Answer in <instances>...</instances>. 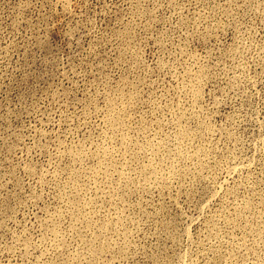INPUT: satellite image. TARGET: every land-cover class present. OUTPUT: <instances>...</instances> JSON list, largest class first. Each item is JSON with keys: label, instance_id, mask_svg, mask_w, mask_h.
I'll return each instance as SVG.
<instances>
[{"label": "rangeland", "instance_id": "1", "mask_svg": "<svg viewBox=\"0 0 264 264\" xmlns=\"http://www.w3.org/2000/svg\"><path fill=\"white\" fill-rule=\"evenodd\" d=\"M0 264H264V0H0Z\"/></svg>", "mask_w": 264, "mask_h": 264}]
</instances>
